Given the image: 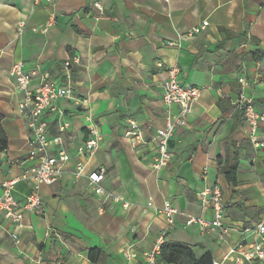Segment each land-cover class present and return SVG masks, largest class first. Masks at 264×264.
Wrapping results in <instances>:
<instances>
[{
	"label": "crops",
	"instance_id": "1",
	"mask_svg": "<svg viewBox=\"0 0 264 264\" xmlns=\"http://www.w3.org/2000/svg\"><path fill=\"white\" fill-rule=\"evenodd\" d=\"M17 62L33 75L31 89L41 76L71 88L55 103L61 119L52 110L44 114L50 137L59 135L58 123L68 124L62 146L52 152L63 149L71 159L58 182L39 188L41 216L26 213L19 227L0 225V264H141L159 239L219 262L229 248L254 240L264 220V125L256 134L263 147L254 148L234 104L237 79L244 76L246 94L264 114V0H0V116L7 141L0 185L33 164L27 119L18 110L23 93L10 76ZM172 68L200 95L169 142L170 162L155 170L152 134L178 113L162 102ZM129 122L144 144L132 147L123 138ZM90 123L101 141L75 178V150ZM235 151L232 187L221 170ZM98 169L105 170L103 189L117 202L91 193L86 174ZM205 188L221 193L222 238L219 231L201 234L197 225L184 229L182 217L165 232L164 202L186 215L213 218L199 202ZM30 192L20 182L13 195L21 201Z\"/></svg>",
	"mask_w": 264,
	"mask_h": 264
},
{
	"label": "built area",
	"instance_id": "2",
	"mask_svg": "<svg viewBox=\"0 0 264 264\" xmlns=\"http://www.w3.org/2000/svg\"><path fill=\"white\" fill-rule=\"evenodd\" d=\"M34 1V0H31ZM50 2L51 0H46ZM207 26V22L202 23V27ZM198 32V29H192L188 35ZM69 67V63H65ZM178 70L172 68L168 71V79L163 87L162 102L167 107L176 105L178 113L175 116H168L162 128L156 129L151 137V142L155 143V158L153 168L159 170L168 165L172 158L169 150L171 141L176 129L186 123L187 116L191 113L193 105L200 95V89L191 85H182L177 79ZM10 76L13 78L16 88L23 93V100L18 105V110L27 119V128L30 135L29 140V159L33 164L24 169L19 177L6 180L0 185V225L9 222L15 227H19L26 213H33L36 216L43 214V206L39 196V188L44 185H52L58 182L63 174L65 164L71 159L63 149L52 152V148H60L62 139L60 134L68 128V124L60 122L57 125L59 135L50 137L48 134V125L44 118L47 110L56 112L57 118L63 117V112L57 110L55 103L58 99L69 97L72 90L69 86L57 87L47 81L45 76H41V83L37 88L31 89L32 74L23 70L20 62L15 63L10 70ZM239 92L235 101V108L238 109L242 118L248 127V139L254 148H261L263 144L257 139V131L264 125V114L256 112L252 99L246 94L250 84L244 76L237 79ZM123 138L126 139L132 147L144 144L145 140L135 122H129V127L124 130ZM101 141L98 129L93 123L87 127L86 139L76 147L74 177L79 178L83 175L84 168L98 149ZM88 187L91 193L96 197H102L106 200L117 202L120 200L113 197L103 189L102 183L105 179V170L98 169L86 174ZM27 183L31 187L29 195L23 200L17 201L14 198V192L18 183ZM199 202L204 209L210 208L213 212V218L210 221L202 217L186 215L173 208L169 202H164L159 214L166 223V230L175 226L178 217L184 219L183 228H189L197 225L201 234L207 231H219V238L224 234L222 220L224 217V206L222 196L218 189L205 188L199 193ZM254 240L251 243L238 244L229 248L221 261H213L212 264H264V220L259 221L254 228ZM10 238L14 244L19 243L15 233H10ZM163 243L159 239L151 252L143 253L141 264H157L160 245Z\"/></svg>",
	"mask_w": 264,
	"mask_h": 264
},
{
	"label": "trees",
	"instance_id": "3",
	"mask_svg": "<svg viewBox=\"0 0 264 264\" xmlns=\"http://www.w3.org/2000/svg\"><path fill=\"white\" fill-rule=\"evenodd\" d=\"M2 117L0 116V153L7 149L6 137L1 127ZM238 170V154L235 151L231 159L226 160L222 168L224 180L232 187L237 186L236 174ZM94 251H90L88 257L91 261V255ZM212 257L209 253H205L196 258L192 250L184 245L176 242L166 241L160 245L157 264H212Z\"/></svg>",
	"mask_w": 264,
	"mask_h": 264
},
{
	"label": "rangeland",
	"instance_id": "4",
	"mask_svg": "<svg viewBox=\"0 0 264 264\" xmlns=\"http://www.w3.org/2000/svg\"><path fill=\"white\" fill-rule=\"evenodd\" d=\"M263 183H262V186H263V188H264V177H263ZM262 193H263V195H264V190L262 191ZM248 196H251V194H248Z\"/></svg>",
	"mask_w": 264,
	"mask_h": 264
}]
</instances>
